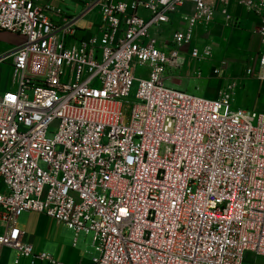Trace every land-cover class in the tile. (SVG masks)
Masks as SVG:
<instances>
[{"label": "built area", "instance_id": "2783aa9c", "mask_svg": "<svg viewBox=\"0 0 264 264\" xmlns=\"http://www.w3.org/2000/svg\"><path fill=\"white\" fill-rule=\"evenodd\" d=\"M88 1L54 21L61 12L47 3L0 0V30L24 38L0 55L11 69L0 91V258L32 255L16 227L23 212L91 235L92 264L264 258V112L232 101L240 81L264 82V55L256 75L214 65L208 78L224 83L214 98L164 86L187 57L201 62L198 30L217 18L234 26L233 4L258 13L264 0ZM90 13L97 32L77 40L75 21Z\"/></svg>", "mask_w": 264, "mask_h": 264}, {"label": "rangeland", "instance_id": "374dc122", "mask_svg": "<svg viewBox=\"0 0 264 264\" xmlns=\"http://www.w3.org/2000/svg\"><path fill=\"white\" fill-rule=\"evenodd\" d=\"M81 1L86 3L87 0ZM253 3L254 7L257 8L258 13L245 8L246 12L248 13L247 22L242 23L239 21V19H237L238 21L234 26H228V28L231 31H234V33H227V43H225L226 41L222 42V38L216 36V34H209V28L198 30L195 33L193 44H196L201 55H203L201 62L197 63L195 59L187 57L184 65L179 70H174L169 73L174 76L164 79V86L185 91L198 97L214 98L217 95V92L224 85V83L217 78H208L210 70L214 65L223 63V73L225 72V75L227 76H239L243 72L242 70L250 66H254L253 68L256 69L259 59L264 55V44L257 33L258 22L260 20L259 14L264 11V8H262L255 1ZM78 4L79 2L70 0H64L61 2L56 0L55 2V6L69 14H76L80 10V4ZM177 22V19H175L173 24L163 27L164 31L161 33H163L162 35L165 41L170 38L172 31L177 27ZM241 30H249L251 33L250 48L248 49H242L239 44L235 45L231 42V40L236 38L235 34ZM23 39L24 38L21 35L0 30V55L4 54L8 48L21 44ZM206 52H208L207 55ZM8 63L9 61L0 63V91L7 89L9 86L11 69ZM198 68L201 71L202 77H192ZM256 71L257 69L255 70L254 75L257 74ZM248 81L250 80L240 81V83L235 88L232 97L233 105L235 107H244V103L246 102V94L241 90L246 87H243V85L248 84ZM258 101L260 103L264 102V87L259 91ZM260 111L263 112L262 110ZM52 135L53 132L49 133V136ZM4 189L3 182L0 179V193L4 192ZM92 253L94 258L98 257V253L94 250V248ZM8 264H12V260L11 262L9 261ZM243 264H264V258L247 252Z\"/></svg>", "mask_w": 264, "mask_h": 264}, {"label": "crops", "instance_id": "0c3cea01", "mask_svg": "<svg viewBox=\"0 0 264 264\" xmlns=\"http://www.w3.org/2000/svg\"><path fill=\"white\" fill-rule=\"evenodd\" d=\"M57 1L61 2L64 0ZM55 2L56 0H37L36 3L39 7L47 3L60 10L61 17L48 14L54 21H59L62 17L69 18L79 15L82 12L83 5L88 4L89 1L87 0L86 3L83 1V4H78L80 10L76 14L65 13L59 7L55 6ZM231 13L242 23H245L248 20V13L245 8L238 6V4H233L231 6ZM94 21L95 16L93 13L85 14L77 19L75 21V38L80 40L84 39L89 34H95L97 29L92 26ZM208 32L211 35L216 34V36L222 38V42L226 41L225 43H227V33H234V31H231L228 26L222 24L221 18H217L215 22L210 25ZM235 36L236 38L231 40L232 43L235 45L239 44L242 49L250 48L251 33L249 30L238 31ZM256 69L254 68V70ZM244 86L246 87L241 91L246 94V102L244 103V107L241 108L258 111L262 110L264 112V102L261 101L262 103H260L258 101L259 91L264 87V82L251 79L248 81V84L243 85V87ZM16 227L22 233V240L30 243L32 246V255L26 258H21L18 264H51L49 260L63 264H92L94 256L92 253L93 244L90 235H85L83 233L76 235L71 227L59 224L54 219L35 212L21 213L17 217ZM3 229V224L0 222V232H2ZM41 254L46 255L48 259H40L39 256ZM15 259V250L4 249L1 254L0 264H8L11 260L12 264H15Z\"/></svg>", "mask_w": 264, "mask_h": 264}]
</instances>
